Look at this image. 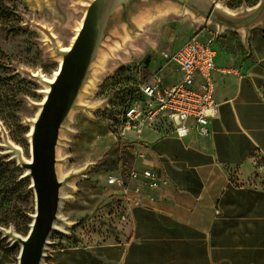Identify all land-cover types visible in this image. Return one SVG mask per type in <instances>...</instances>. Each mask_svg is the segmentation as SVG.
Here are the masks:
<instances>
[{
    "label": "crops",
    "instance_id": "crops-1",
    "mask_svg": "<svg viewBox=\"0 0 264 264\" xmlns=\"http://www.w3.org/2000/svg\"><path fill=\"white\" fill-rule=\"evenodd\" d=\"M208 1L226 15L248 17L245 26L230 27L183 11L207 23L202 40L213 38L217 118L204 135L189 122L183 139L164 122L139 141L128 134V159L113 174L157 171L169 183L161 199L124 221L111 203L93 222L78 225L72 217L65 234L51 238L44 264H264V0ZM157 70L166 84L180 79L162 59L151 73ZM7 249H0V264H15Z\"/></svg>",
    "mask_w": 264,
    "mask_h": 264
},
{
    "label": "rangeland",
    "instance_id": "rangeland-1",
    "mask_svg": "<svg viewBox=\"0 0 264 264\" xmlns=\"http://www.w3.org/2000/svg\"><path fill=\"white\" fill-rule=\"evenodd\" d=\"M87 1L3 0L7 8L0 9V249L7 246L15 264L19 247L1 229L25 237L34 213L30 180L18 161L30 159L31 121L48 87L43 80L59 68L55 47L70 45ZM162 5L111 32L100 49L91 82L61 133L57 170L69 175L70 187L60 212L69 222L72 217L77 224L93 222L99 218L97 212L111 203L106 178L128 159L119 138L125 100L149 81L161 53L170 54L179 48L180 39L199 35L208 26L171 3ZM147 58L149 63L144 65ZM262 76L264 89V66ZM77 172L82 177L71 175Z\"/></svg>",
    "mask_w": 264,
    "mask_h": 264
},
{
    "label": "water",
    "instance_id": "water-1",
    "mask_svg": "<svg viewBox=\"0 0 264 264\" xmlns=\"http://www.w3.org/2000/svg\"><path fill=\"white\" fill-rule=\"evenodd\" d=\"M165 2L219 25L245 26L243 23L248 19L246 16L226 15L208 0L87 1L82 21L68 49L60 51V47H55L60 58L59 68L51 82L43 80L48 91L31 121L28 134L30 159L18 161L25 170L24 177L30 180L34 213L25 237L12 234V230L1 229L3 236L19 247L16 264H44L50 237L53 234H65L56 230L55 224L60 221L61 191L69 189L70 177H61L58 173L57 151L61 145V133L77 107L81 93L91 81L101 47L111 32L131 25L136 16ZM148 63L147 58L144 65ZM71 175L81 176L82 173Z\"/></svg>",
    "mask_w": 264,
    "mask_h": 264
},
{
    "label": "built area",
    "instance_id": "built-area-1",
    "mask_svg": "<svg viewBox=\"0 0 264 264\" xmlns=\"http://www.w3.org/2000/svg\"><path fill=\"white\" fill-rule=\"evenodd\" d=\"M212 43L213 38L202 40L194 34L173 54L161 53V59L173 65L180 79L166 84L157 70L125 100L119 115V138L123 142L128 134H133L132 141H139L144 130L163 122L171 126L178 139L187 136L189 122L196 133H207L210 120L218 116L212 81L215 70ZM135 157L144 159L141 153H135ZM168 184L157 171L146 168H130L124 175L110 174L106 178V186L112 189L111 204L120 221L134 209L149 208L160 200V192ZM54 235L59 234H53L50 243Z\"/></svg>",
    "mask_w": 264,
    "mask_h": 264
},
{
    "label": "bare ground",
    "instance_id": "bare-ground-1",
    "mask_svg": "<svg viewBox=\"0 0 264 264\" xmlns=\"http://www.w3.org/2000/svg\"><path fill=\"white\" fill-rule=\"evenodd\" d=\"M170 9H172V10H176V9H174L173 7H171ZM170 9H169V10H170ZM183 13L187 14L186 12H183ZM59 49H60V51H66V50L68 49V46H67V47L62 46V47H60ZM58 63H60V61H58ZM56 73H57V69H56V71L54 72L53 77L56 75ZM36 75H37V74H36ZM53 77H51L50 79H44V80L47 81V82H51L52 79H53ZM90 82H91V81H90ZM47 91H48V88H45V89L43 90L44 96H45V94L47 93ZM60 176L63 177V176H66V175L60 173ZM61 177H60V178H61ZM66 192H67V188H66V189L64 188V189L61 191V194H62V202L60 203V206H62V204H63L66 200L69 199V196L66 195ZM59 218H60V221L57 222V223L55 224V229L58 230V231H62V232L65 233L66 230H67V228H69V223H70V222H69V219L63 217V216L61 215V212L59 213ZM14 233H15V232L12 231V234H14ZM15 234H16V233H15Z\"/></svg>",
    "mask_w": 264,
    "mask_h": 264
},
{
    "label": "trees",
    "instance_id": "trees-1",
    "mask_svg": "<svg viewBox=\"0 0 264 264\" xmlns=\"http://www.w3.org/2000/svg\"><path fill=\"white\" fill-rule=\"evenodd\" d=\"M7 7H6V5L4 4V2H3V0H0V9H6ZM86 221L87 220H81V221H79V223L78 224H84V223H86Z\"/></svg>",
    "mask_w": 264,
    "mask_h": 264
}]
</instances>
